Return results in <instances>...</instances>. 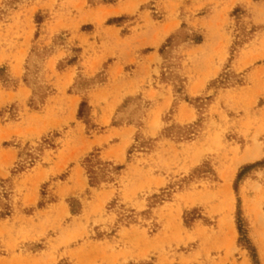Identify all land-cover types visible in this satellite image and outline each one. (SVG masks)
<instances>
[{
  "label": "rangeland",
  "instance_id": "374dc122",
  "mask_svg": "<svg viewBox=\"0 0 264 264\" xmlns=\"http://www.w3.org/2000/svg\"><path fill=\"white\" fill-rule=\"evenodd\" d=\"M0 264H264V0H0Z\"/></svg>",
  "mask_w": 264,
  "mask_h": 264
}]
</instances>
